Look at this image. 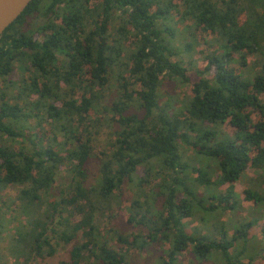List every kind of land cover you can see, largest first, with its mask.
<instances>
[{
    "label": "trees",
    "instance_id": "16d2710c",
    "mask_svg": "<svg viewBox=\"0 0 264 264\" xmlns=\"http://www.w3.org/2000/svg\"><path fill=\"white\" fill-rule=\"evenodd\" d=\"M194 37L214 47L191 75L181 53ZM249 55L264 56V0H31L0 35V203L17 201L15 264L52 256L55 237L61 264H128L153 245L154 264L260 253L264 264L252 221L229 234L221 220L248 168L260 174L245 197L264 208V61L254 70ZM133 181L151 199L103 230L101 201ZM10 186L16 199L2 202ZM5 220L0 210V235Z\"/></svg>",
    "mask_w": 264,
    "mask_h": 264
},
{
    "label": "rangeland",
    "instance_id": "374dc122",
    "mask_svg": "<svg viewBox=\"0 0 264 264\" xmlns=\"http://www.w3.org/2000/svg\"><path fill=\"white\" fill-rule=\"evenodd\" d=\"M175 28H178L181 30V25H174ZM182 31V30H181ZM206 40H209L210 37L204 36ZM178 42V41H177ZM189 42L192 43V48L190 55L185 53L184 51L181 53V56L185 60V66L187 67V72L193 75L196 68L203 65L202 56L203 54H206L210 50L213 49V44L206 43L205 41L201 40L199 37H194V39L190 38ZM247 64L246 66H253L254 70H258L259 63L261 61H264V56L259 55H249L247 58ZM235 64V65H234ZM234 66H238L237 62L234 63ZM248 72L246 71V68L244 70V73H249L252 75L253 71H251V68L248 67ZM248 74V75H249ZM134 87L139 88L137 84H134ZM189 89V85L187 87H177L176 93L179 97H182L183 94L186 93V91ZM160 91L164 94V92L168 91V88L166 85H162L160 87ZM262 100H264V96L261 97ZM106 138L105 134H100V141L102 144H100L99 147L96 148L97 152L101 150V146H103L104 142L103 139ZM184 154L186 156H189L191 154V151H186ZM259 169L254 168H248L245 171L244 178L238 180L235 183V191L238 194V200H239V207L237 208L235 215L232 216L230 213H226L222 216L221 220L226 221V223L229 225L230 231L229 234H231V230L233 228L232 223L237 221L240 222L242 220H250L252 221V229L250 234L251 239L261 240L262 242L257 241L255 244L258 248H261L264 251V208L260 209L257 208L250 200H248L245 197L244 189H248L252 182L250 183L249 180H259ZM196 174L192 172V176H195ZM214 176V175H213ZM261 186V185H260ZM226 187L225 185L220 186L218 189L224 192V189ZM148 188H139L137 186V182L133 181L132 183H128L123 188L122 192L115 194L111 198L107 200H102L100 203V206L103 208L101 209L98 219H99V225L103 230H106L110 226H119V222L126 219L127 208L130 205V202L133 198H135L137 195L141 194L144 199L150 200V197H147V194H149ZM18 193V189L14 186H10L7 189H5L2 193V202H7L9 199L13 200L16 199V195ZM17 204V201L14 202ZM15 204L11 205L10 208L6 207L5 203H0V210L1 212H4V216L6 218L3 228L1 230L0 235V264H15V258L11 255L8 247L9 243L13 236V226H15L16 220L15 218H19L16 215V206ZM14 217V218H13ZM256 219V220H255ZM184 220H189L188 225L186 224V227L190 230L193 228V226L198 225V221L196 219H190L186 218ZM227 225V227H228ZM116 228V227H115ZM56 237L53 240V244L55 246V252L52 256H46L44 259H34L30 261L28 264H61L63 260L67 259V245H64L62 242L55 243ZM156 245H153L145 250H130L129 252V261L128 264H154L155 262V253H156ZM262 254L260 253L253 259V264H262ZM188 258L183 257L182 258V264H189ZM196 260H193L195 262ZM247 260L244 259V262ZM23 264V263H19ZM201 264H216L215 260L209 259L205 262H202Z\"/></svg>",
    "mask_w": 264,
    "mask_h": 264
},
{
    "label": "water",
    "instance_id": "95a60500",
    "mask_svg": "<svg viewBox=\"0 0 264 264\" xmlns=\"http://www.w3.org/2000/svg\"><path fill=\"white\" fill-rule=\"evenodd\" d=\"M31 0H0V35L26 8Z\"/></svg>",
    "mask_w": 264,
    "mask_h": 264
}]
</instances>
